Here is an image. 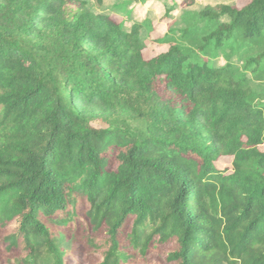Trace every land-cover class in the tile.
<instances>
[{
	"label": "trees",
	"instance_id": "16d2710c",
	"mask_svg": "<svg viewBox=\"0 0 264 264\" xmlns=\"http://www.w3.org/2000/svg\"><path fill=\"white\" fill-rule=\"evenodd\" d=\"M107 1L0 0V264H264V0Z\"/></svg>",
	"mask_w": 264,
	"mask_h": 264
},
{
	"label": "rangeland",
	"instance_id": "374dc122",
	"mask_svg": "<svg viewBox=\"0 0 264 264\" xmlns=\"http://www.w3.org/2000/svg\"><path fill=\"white\" fill-rule=\"evenodd\" d=\"M193 1L192 6L188 8L183 5L184 0H110L104 2L102 6L91 4L90 8L95 13H106L113 17L116 15L120 16L124 20V27L126 29H129L133 24H141L142 36L144 37V43L146 44L143 49V57L144 59L149 60L160 53L167 51L168 46L164 45L161 40L167 34L170 35V29H176L181 22L183 14L189 13V15L192 16L206 7L215 8L220 5H235L238 8H241L249 2V0ZM116 4H123L120 6V14L117 12L114 13L113 7ZM125 13H128L129 16L125 17ZM114 19L120 21L117 17H114ZM212 62L218 67L227 63V61L221 56L212 60ZM231 62L237 67H241L242 65L241 62H236L235 59ZM248 77H251L252 79L251 74H249ZM231 163V158H221L216 162L215 167L218 171L227 170V173H230ZM112 164L114 163L111 162L110 165Z\"/></svg>",
	"mask_w": 264,
	"mask_h": 264
}]
</instances>
